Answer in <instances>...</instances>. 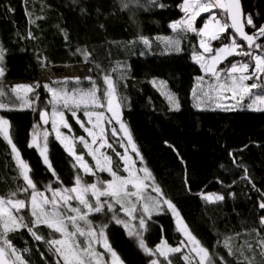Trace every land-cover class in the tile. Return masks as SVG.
<instances>
[{"label":"trees","instance_id":"trees-1","mask_svg":"<svg viewBox=\"0 0 264 264\" xmlns=\"http://www.w3.org/2000/svg\"><path fill=\"white\" fill-rule=\"evenodd\" d=\"M181 2L160 0L164 5L160 8L150 7L147 0H141L144 7L124 8L121 0H0V45L5 50V74L18 72L37 84L44 69L82 66L102 89L104 73L96 66L112 73L118 81L120 96L126 98L120 107L121 120L144 157V166L150 169L164 194L176 205L184 222L203 245L229 264H236V259L243 257L229 256L223 242L231 237L234 249L243 247L245 241L255 244L252 230L260 229L259 217L264 215L256 206L259 190H264V111H249L240 106L229 111L198 110L193 106L191 91L195 78L203 73L193 62L192 55L201 50L195 33L178 34L170 28L184 16L179 8ZM241 5L257 24H264V0H241ZM206 16L203 14L195 20L197 28L202 26ZM180 36L183 38L179 51L166 47L161 41ZM141 37L149 39L150 47L141 42ZM221 43L212 41L213 47ZM77 49L88 51L87 61ZM42 59L46 66L41 65ZM243 59L246 58L230 56L219 67ZM112 69L117 71L112 72ZM153 80L157 82L155 87ZM4 81L8 82L7 75ZM162 81L166 83L164 92L177 98L179 110H172L161 94ZM51 86L87 89L91 84L87 80ZM36 92L40 99L32 108L0 110V116L9 120L14 143L29 163L30 175L41 191L49 184L72 187L75 175L81 173L73 169V158L52 136L47 138V154L63 182L61 185L54 183L38 152L28 146L33 128L42 123L40 111L49 109V93L42 85ZM65 115L73 137L82 136L71 113L65 111ZM76 147L77 152L83 154L78 144ZM113 158L116 159L114 152ZM245 169L257 190L242 179ZM22 185L24 181L19 176L10 146L0 137V197H7ZM201 193L224 194L225 200L209 204L201 198ZM17 198L26 199L27 194H18ZM24 214L27 215V211ZM90 219L96 224L109 225L108 240L123 264H149L151 257L140 250L121 226L111 221V213L95 214ZM38 231L45 239L52 237L47 227L41 226ZM162 236L172 246L183 239L170 212L154 214L144 233L149 247H155ZM8 238L21 252L29 249L23 255L30 264H55L56 257L48 252L47 245L35 241L26 231L9 233ZM97 250L103 252L99 247ZM244 251L251 255L246 248ZM176 256L175 264H184L179 254Z\"/></svg>","mask_w":264,"mask_h":264},{"label":"snow or ice","instance_id":"snow-or-ice-1","mask_svg":"<svg viewBox=\"0 0 264 264\" xmlns=\"http://www.w3.org/2000/svg\"><path fill=\"white\" fill-rule=\"evenodd\" d=\"M147 3L150 7H164L160 0H147ZM121 4L124 8L145 6L141 0H121ZM179 8L184 16L172 23L170 28L178 34L195 33L201 37L198 43L199 49L203 50L194 52L192 56L193 61L199 65L203 73L195 78L197 86L193 88L192 96L197 103L194 106L199 107L201 102L207 103V101L215 100L216 107L225 111L233 110L236 106L264 110L259 107L264 105V24H257L250 13L243 11L241 0H182ZM8 10L12 11V9ZM204 13L207 14L205 23L203 27L197 28L195 20ZM246 28L252 31L248 32ZM182 38L180 36L164 42L166 47L179 51ZM140 39L146 47H150L148 38L141 37ZM217 40L222 43L219 47H213L212 41ZM225 40L228 42L223 43ZM76 51L86 61L88 60L90 54L87 50L77 49ZM230 56L246 59L220 68L219 65ZM4 59L5 50L0 45V110L12 111L17 110V107L25 106L32 108L40 99L36 89L41 85L37 83L7 88L3 83L6 73ZM41 65L46 66L43 59ZM96 67L104 73L102 89L92 77L87 78L91 84V87L87 89L52 87L49 84L42 86L50 95L48 104L51 105L52 111L49 113L47 110H41L40 120L44 125L51 123V131L55 133V139L76 161L73 169L79 168L84 174L77 172L72 187H53L49 184L45 191L51 193L50 197L45 194V191H41L30 175L32 169L29 163L22 158L20 150L14 143L10 134L9 120L0 118V137L10 146L19 176L24 181V185L16 191L7 197H0V264H30L23 255L29 249L25 248L21 252L8 238L9 233L21 230L26 231L35 241L46 244L48 252L56 257L55 264H123L119 254L108 240L109 225L96 224L90 219L92 215H107L108 213H111V221L123 226L127 235L135 238L141 251L151 257L149 264H175L176 254H179L178 258L184 264H229L224 257H217L205 247L192 233L179 209L164 194L150 169L147 166L136 167L137 161L130 156L129 147L131 152L139 158L141 164L145 162L130 131L121 120L119 109L126 98L120 96L118 81L113 78L112 73L106 72L100 65ZM115 71L117 69H112V72ZM205 76L210 77L213 82L205 80ZM75 79L79 83V78ZM53 83H66V81ZM151 83L155 87L157 82L153 80ZM162 87L166 86L162 84ZM29 93L32 94L31 98H29ZM229 93L230 95H226ZM161 94L165 95L172 110H179V102L173 94L168 92ZM246 99L247 104L244 103ZM221 100H231L235 103L222 105L219 103ZM65 111L70 112L76 123L91 137V143L84 136L72 137L71 145L66 143L69 137L65 136L58 126L59 122L60 126L71 131V124L65 119ZM79 111L83 112L84 117L87 118V124L91 127H87L85 121L78 116ZM113 121L118 123L120 128L117 130L113 126L111 135L117 137L120 131L125 133L121 139H126L127 143L120 145L124 148L123 153L116 151L105 135L106 125ZM48 136L49 131L44 130L43 146L38 145L37 132L34 127L32 142L28 146L37 147L54 183L61 185L63 182L47 154ZM76 141L83 145L87 155L92 157L94 165L85 160L84 154L76 151ZM98 141V146L92 147L97 145ZM105 147L115 153L116 159L113 155L101 151ZM121 166L122 172L127 175L120 174ZM105 172L111 177L110 180H103L97 175V173ZM87 175L95 177V182H86L84 176ZM242 179L247 180L253 190H257L247 169L244 170ZM149 190L156 195L147 194ZM259 191L260 197L256 206L264 211V190ZM18 194H27V198H17ZM230 195L234 196V194ZM201 198L206 203L213 204L223 202L225 195L201 193ZM25 211L27 215L24 214ZM165 212L172 214L177 231L184 239L176 246H172L162 236L155 247H149L144 239V233L148 230V222L152 220L154 214L160 215ZM121 213L128 219H123ZM133 221H136L135 225ZM259 225L260 229L252 230L255 233V244L245 241L243 247L237 246L234 249L230 243L231 237L223 242V247L229 256L236 258L239 254V257H243V259L237 258L236 264H264V231H261L264 230V215L259 217ZM41 226L51 230L50 239H45L38 231ZM96 245H100L104 251H98ZM245 248L251 255L245 253ZM41 255L43 258V254Z\"/></svg>","mask_w":264,"mask_h":264},{"label":"rangeland","instance_id":"rangeland-1","mask_svg":"<svg viewBox=\"0 0 264 264\" xmlns=\"http://www.w3.org/2000/svg\"><path fill=\"white\" fill-rule=\"evenodd\" d=\"M204 14H206V13H204ZM203 15V14H202ZM200 17V16H199ZM198 18V17H197ZM196 18V19H197ZM205 23V22H204ZM203 23V24H204ZM203 24H202V26L201 27H203ZM165 40H167V38H162L161 39V41L162 42H164ZM165 43V42H164ZM201 50V52L203 51L202 49H200ZM193 56V55H192ZM193 60V59H192ZM225 61V60H224ZM223 61V62H224ZM194 62V61H193ZM5 75H7V77H8V82H5L4 81V78H3V83H4V85L7 87V86H15V85H33L34 84V81L33 80H28L26 77H24L21 73H18V72H10V73H7V74H5ZM75 78H79V82H82V81H87L88 79V73H87V70L84 68V67H82V66H68V67H61V66H54V67H50V68H47V69H44V70H42L41 72H40V81H39V83L38 84H40V85H44V84H49V85H52L53 84V82H65L66 81V83H68V82H76V79ZM205 80H207V81H209V82H213V81H211V78L210 77H208V76H205ZM77 83V82H76ZM162 83H163V85H165L166 86V83L164 82V81H162ZM197 86V84L195 83V86H194V88ZM160 89H161V91L162 92H164V89H163V87H162V85H160ZM205 90H207V88H205ZM169 93V92H168ZM21 95H23V93H21ZM29 95V98H31V96H32V94L31 93H29L28 94ZM226 95H230V93L229 94H226ZM165 96V95H164ZM49 97H50V95H49ZM50 99V98H49ZM191 99H192V104H193V106H194V104H196L197 102L196 101H194V99H193V96H192V91H191ZM219 103H221L222 105H227V104H234L235 102L234 101H231V100H221V101H219ZM244 103L245 104H247L248 103V101H247V99L244 101ZM34 106V105H33ZM196 109H198V110H222L221 108H219V107H216V101L215 100H211V101H207V103H204V102H201L200 103V106L199 107H197V106H194ZM239 106H236L233 110H235L236 108H238ZM256 106H254V108H255ZM259 107H261V108H264V105H260ZM22 108H29V107H27V106H25V107H22ZM239 108H241V109H246V110H249V111H264V110H254V109H249V108H246V107H243V106H240ZM99 110V109H98ZM51 111H52V108H51V105L49 104V109H48V112L49 113H51ZM229 111V110H228ZM78 116H80L81 117V119L82 120H84L85 121V124H86V126L87 127H91V125L90 124H87V118L86 117H84V115H83V112L82 111H79L78 113ZM108 115V114H107ZM0 118H2L1 116H0ZM65 119H66V115H65ZM75 120V119H74ZM93 120H95V117H93ZM76 121V120H75ZM36 126H38V127H36ZM35 126V129H36V132H37V144L38 145H40V146H43V142H44V140H43V131L44 130H48L49 131V136H52L54 139H55V133L54 132H52L51 131V123H49L48 125H44L43 123H39V124H37ZM58 126L60 127V131L61 132H63L64 133V135L65 136H67V137H69V140L68 141H66V143H68L69 145H71V143H72V140H71V138L73 137V131H72V129H71V131H69L68 129H64L62 126H60L59 125V122H58ZM103 126V125H102ZM113 126L117 129V130H119V128H120V125L118 124V123H116L115 121H113L111 124H108V125H106V128H107V131H106V133H105V135H106V137L108 138V140H109V138L111 139V141H109L110 143H112L113 144V147L115 148V150L116 151H118V152H121V153H123L124 152V148H122L120 145H121V143H124V144H126L127 143V140L126 139H121L122 137H124L125 136V133L124 132H122V131H120L119 132V135L117 136V137H113L112 135H111V132H112V128H113ZM79 127H80V130L83 132V134H82V136H84L85 137V139L86 140H88V142L89 143H91V137H89L88 135H87V133H85L84 132V130H83V128H81V126L79 125ZM109 128V129H108ZM33 130H34V128H33ZM33 130H32V132H31V139H30V143L32 142V135H33ZM79 137V136H78ZM56 140V139H55ZM62 147H63V149L65 150V148H64V146L58 141V140H56ZM98 143H99V141L97 142V145H93L92 147H96V146H98ZM76 144H78L80 147H81V149H82V151H83V154L87 157V159L85 158V160L86 161H88L89 162V164H91V165H94L95 164V162L92 160V157L91 156H88L87 155V152H86V150L83 148V145H81L78 141H76L75 142V147H76ZM33 148H35V150L38 152V150H37V147H33ZM76 149H77V147H76ZM77 151V150H76ZM101 151L102 152H107V153H109L110 155H113V152H112V150L111 149H108L107 147H105L104 149H101ZM66 152V151H65ZM67 153V152H66ZM38 154H39V152H38ZM68 154V153H67ZM129 154H130V156L133 158V159H135L136 161H137V163H136V167L137 168H140V167H144V164H141L140 162H139V158L138 157H136L135 156V153H132L131 152V149H130V147H129ZM41 157V156H40ZM72 157V156H71ZM73 158V157H72ZM41 160H42V157H41ZM73 161H74V164L76 163V161L73 159ZM43 162V161H42ZM78 170H79V168H77ZM80 171V170H79ZM80 173L82 174V175H84L83 174V172L82 171H80ZM120 174H122V175H127L126 173H123L122 172V166H121V173ZM97 175H99V177L101 178V179H103V180H110L111 179V177L105 172V173H97ZM142 175V174H141ZM85 177H87V179H84L86 182H89V183H91V182H95V177H93V176H91V175H87V176H85ZM45 194L47 195V196H51V193L50 192H47V191H45ZM147 194H149V195H152V196H155L156 194L154 193V192H151L150 190H149V192L147 193ZM103 199V198H102ZM73 203H75V202H73ZM171 214V213H170ZM172 215V214H171ZM173 217V216H172ZM123 219H128L127 217H125V216H123L122 217ZM174 219V218H173ZM174 222H175V220H174ZM133 223V225H135L136 224V221H133L132 222ZM117 225H119V224H117ZM175 225H176V222H175ZM119 226H121V225H119ZM124 230H125V228L123 227V226H121ZM177 228V227H176ZM126 231V230H125ZM126 234H127V232H126ZM181 234V233H180ZM128 236V235H127ZM129 237V236H128ZM183 237V236H182ZM130 238H132L135 242H136V244H137V241L135 240V238H133V237H130ZM183 239H184V237H183ZM137 246H138V244H137ZM97 247H99L101 250H103L104 251V249L102 248V247H100V245H96V248ZM141 250V249H140ZM194 255V254H193Z\"/></svg>","mask_w":264,"mask_h":264},{"label":"water","instance_id":"water-1","mask_svg":"<svg viewBox=\"0 0 264 264\" xmlns=\"http://www.w3.org/2000/svg\"><path fill=\"white\" fill-rule=\"evenodd\" d=\"M230 31H231V29H229ZM241 43H243L242 41H241ZM119 111H120V113H121V117H122V111H121V108L119 109ZM109 116L111 115V113H107Z\"/></svg>","mask_w":264,"mask_h":264},{"label":"built area","instance_id":"built-area-1","mask_svg":"<svg viewBox=\"0 0 264 264\" xmlns=\"http://www.w3.org/2000/svg\"><path fill=\"white\" fill-rule=\"evenodd\" d=\"M199 37V36H198ZM201 39V37H199V40Z\"/></svg>","mask_w":264,"mask_h":264},{"label":"crops","instance_id":"crops-1","mask_svg":"<svg viewBox=\"0 0 264 264\" xmlns=\"http://www.w3.org/2000/svg\"><path fill=\"white\" fill-rule=\"evenodd\" d=\"M198 40H199V37H198Z\"/></svg>","mask_w":264,"mask_h":264}]
</instances>
